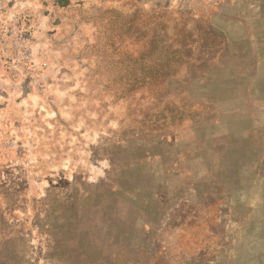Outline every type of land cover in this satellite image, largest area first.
<instances>
[{
	"label": "rangeland",
	"instance_id": "374dc122",
	"mask_svg": "<svg viewBox=\"0 0 264 264\" xmlns=\"http://www.w3.org/2000/svg\"><path fill=\"white\" fill-rule=\"evenodd\" d=\"M0 264H264V0H0Z\"/></svg>",
	"mask_w": 264,
	"mask_h": 264
}]
</instances>
